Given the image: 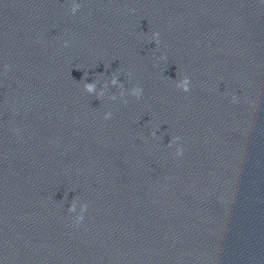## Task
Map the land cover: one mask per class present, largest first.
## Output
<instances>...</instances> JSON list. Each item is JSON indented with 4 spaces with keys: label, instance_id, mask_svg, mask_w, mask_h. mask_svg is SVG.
<instances>
[{
    "label": "water",
    "instance_id": "water-1",
    "mask_svg": "<svg viewBox=\"0 0 264 264\" xmlns=\"http://www.w3.org/2000/svg\"><path fill=\"white\" fill-rule=\"evenodd\" d=\"M187 77L0 84V264H264V59Z\"/></svg>",
    "mask_w": 264,
    "mask_h": 264
},
{
    "label": "clouds",
    "instance_id": "clouds-1",
    "mask_svg": "<svg viewBox=\"0 0 264 264\" xmlns=\"http://www.w3.org/2000/svg\"><path fill=\"white\" fill-rule=\"evenodd\" d=\"M80 8H81V4H79V3L75 2V0H73V2L69 6V11L72 15H75L80 10ZM159 36H160V34L158 32H152L150 39H149V43L154 42L155 46L158 48L160 45ZM64 46L65 47L68 46L67 41H65ZM160 59L166 60L167 57L161 56ZM86 77H87V73H84V76L80 80V82L82 83V87H83L84 92L87 93L88 95H95L98 100L102 99L105 96V92H106L107 88L109 87V83L112 87H116V88L120 89L119 95L121 97H123L125 95V92H127L128 95L133 96L137 99H139L143 94V89H142V87H139V86H134L131 89L125 90L123 84L120 83V81H119V76L117 73H114L111 76L110 82L106 81L99 90L97 89L98 81H92L89 83V82H86ZM174 83H175V87L177 89H179L185 93L190 91V79L187 76H184L183 78L175 79ZM109 99L115 100L116 95L113 94L112 96L109 97ZM236 100H237V97L235 95H233L232 101L236 102ZM124 102L127 103V101H124ZM111 116H112V113L107 112L104 114V119H106V120L110 119ZM157 127L159 128V126H157ZM152 136L154 138L156 137L155 131L152 133ZM180 139L181 138L179 136H172L169 143L166 146L168 148H172L173 145H176ZM182 154H183V149L181 147H177L174 155L179 157V156H182ZM77 204H78V199L73 198L70 206L68 207L69 214L77 212ZM87 208H88L87 204H81L80 205L79 214H77L75 216V224L77 226L80 223H82V221L84 219V213L87 211Z\"/></svg>",
    "mask_w": 264,
    "mask_h": 264
}]
</instances>
